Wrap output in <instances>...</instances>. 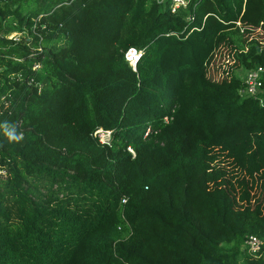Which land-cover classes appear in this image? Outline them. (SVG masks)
<instances>
[{"label":"trees","instance_id":"1","mask_svg":"<svg viewBox=\"0 0 264 264\" xmlns=\"http://www.w3.org/2000/svg\"><path fill=\"white\" fill-rule=\"evenodd\" d=\"M261 63L264 0H0V264H264Z\"/></svg>","mask_w":264,"mask_h":264},{"label":"built area","instance_id":"2","mask_svg":"<svg viewBox=\"0 0 264 264\" xmlns=\"http://www.w3.org/2000/svg\"><path fill=\"white\" fill-rule=\"evenodd\" d=\"M158 2H163L167 0H157ZM190 0H169V8L171 12H176L180 7L188 6ZM23 34L22 31L11 32L8 37L15 40H19L20 36ZM141 50L135 47H129L125 53L126 59L132 64L137 60L140 55ZM38 64H34L33 68L37 67ZM237 75L241 80V85L238 88V93L243 97H254L257 98L261 103H264V63L256 65L254 67H239L237 70ZM164 119L167 120V116H164ZM94 134L99 136V140L104 142L107 141L110 137V130L103 129L102 127L97 128L94 131ZM129 150L134 153V151L129 147ZM125 200V199H123ZM243 247L245 250L253 255L257 256L260 252L262 239L255 234L246 235L243 240ZM239 264H244L241 260Z\"/></svg>","mask_w":264,"mask_h":264},{"label":"water","instance_id":"3","mask_svg":"<svg viewBox=\"0 0 264 264\" xmlns=\"http://www.w3.org/2000/svg\"><path fill=\"white\" fill-rule=\"evenodd\" d=\"M135 62H136V60L132 63L133 64V66H135Z\"/></svg>","mask_w":264,"mask_h":264}]
</instances>
